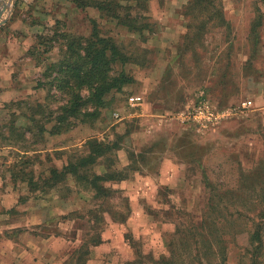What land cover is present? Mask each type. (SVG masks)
Here are the masks:
<instances>
[{
	"label": "rangeland",
	"instance_id": "obj_1",
	"mask_svg": "<svg viewBox=\"0 0 264 264\" xmlns=\"http://www.w3.org/2000/svg\"><path fill=\"white\" fill-rule=\"evenodd\" d=\"M46 1L0 0V42L27 33V26L14 24L36 19L32 13L44 10ZM145 1V11L137 6L129 12L148 17L136 23L148 25L142 36L94 8H73L65 20L41 28L23 58L12 62V80L23 96L0 108V176L13 183L19 205L37 214L40 224L33 232L59 236L60 247L38 250L49 264H264V119L230 117L211 135L190 127L185 134L176 91L184 86L194 99L206 82L222 80V104L211 98L219 107L264 104V0H220L227 25L205 26V34L191 38L172 60L160 59L154 49L164 47L163 54L171 55L166 40L177 48L187 31L194 36L203 12L187 10L193 0ZM125 3L135 6L120 0ZM93 31L118 52L113 64L101 66L102 83L109 86L98 105L85 104L78 118L60 125L65 132L51 136L67 98L57 88L47 96L41 86L48 88L53 76L43 74L62 61L68 45H83ZM147 39L154 42L146 46ZM148 78L158 92L148 90ZM81 95H88L86 86ZM134 95L143 98L137 107L128 103ZM27 115L36 121L32 135H23ZM91 140L115 145L89 168L91 174L111 175L98 182L100 191L70 175L53 188L40 185L51 169L60 171L73 155H87ZM167 160L173 165L164 179L173 186H165L159 174ZM102 244L104 252L96 257ZM53 247L60 251L53 254Z\"/></svg>",
	"mask_w": 264,
	"mask_h": 264
},
{
	"label": "trees",
	"instance_id": "obj_2",
	"mask_svg": "<svg viewBox=\"0 0 264 264\" xmlns=\"http://www.w3.org/2000/svg\"><path fill=\"white\" fill-rule=\"evenodd\" d=\"M132 1L134 2V7L130 3H125V6L121 5L120 0H70L77 9L94 8L102 17L114 20L118 26H123L129 32H137L142 36L144 31H149L148 25L136 23L138 21H146L148 17L138 14L132 16L130 13L131 11H136L137 6H141L145 11L146 1ZM187 10L189 12L201 10L203 13L200 17L201 20L197 23L198 31H196L194 36L188 31L184 35L185 41L183 47L189 44L192 40L191 38L204 35L203 29L205 26L210 25V27L215 28L227 25L221 15L223 9L220 0H193L188 4ZM90 23L95 28V22L91 21ZM190 26V24L187 25V28ZM117 54L116 46L111 44L110 40L98 37L97 32L93 31L91 38L85 40L83 45L75 43L68 45L62 61L58 64L48 65L43 75L45 79H49L52 76L53 78L48 82V88L45 84L41 88L47 90V96H50L53 88H57L67 98L66 103L59 108L61 115L55 119V125L49 131L51 136L60 135L65 132L67 129H63L60 125L70 117L78 118L79 109L82 106L85 104L98 105L101 102V97L106 92L107 86H109L107 82L105 84L102 83L103 74L101 73V66L109 63L113 64L117 60ZM120 79L125 81V83L130 82L128 79V81L125 80L126 78L123 75ZM84 86L88 89L86 97L81 95ZM84 115L92 116L94 115V111L91 113L85 112ZM26 118L27 126L23 128V135L25 133L32 135V129L36 121L29 115ZM40 130L42 131L43 129ZM87 147V155H73L60 171L51 169L49 177L46 180H42L40 185L53 188L58 182L70 175L77 184L79 182L88 183V181H91L88 186L95 191H100L101 188L98 186V182L111 180V175L98 176L91 174L89 168L95 165L96 161L106 155L108 151L115 148V145L104 147L98 141L91 140L87 143ZM10 174L12 175L11 171ZM118 180H122V178ZM35 183L38 185V182Z\"/></svg>",
	"mask_w": 264,
	"mask_h": 264
},
{
	"label": "crops",
	"instance_id": "obj_3",
	"mask_svg": "<svg viewBox=\"0 0 264 264\" xmlns=\"http://www.w3.org/2000/svg\"><path fill=\"white\" fill-rule=\"evenodd\" d=\"M46 2L47 5L44 10L32 13L33 16H38L36 19L33 20L31 18V22L17 20L14 24L13 28L15 29H23V26H27V33L20 35L17 40L15 38L9 39V37L6 42H0V108L6 103L19 100L23 96V91L19 89V87H17L12 80V62L23 58L29 47L35 43L36 36L40 34L41 28L51 27L56 20H65L67 18V13L74 10L73 8H76L75 6L72 7L73 5H71L67 0H47ZM28 31L34 35H27ZM172 40H166V42L168 41L167 48L168 50H171V55L168 57L163 54L166 50L164 47L161 49H154L155 52H160V59L167 58L172 60L173 57H179L180 54H183L182 50L185 47H183V43L185 41L184 35L180 37L177 48L170 46V44L172 45L175 42ZM153 42V40L147 39L146 46ZM149 48L152 47L150 46ZM171 60L167 62L166 66L171 67ZM145 82L148 86H151L148 90L158 92L159 88L151 78L146 79ZM208 82H206V87H200L194 93L195 97L202 96L208 99L216 108L223 109L219 107V104H222L221 102H223L221 100L223 98L222 93L224 91L223 86L221 85L223 81L215 80L210 83ZM178 88V90H175L180 91L179 98L181 101L177 104V106H180L179 110L181 111L188 103L192 102L193 97L192 93L189 95L186 93V87L180 86ZM34 91H36V89H34ZM211 98L219 104L217 102H213ZM251 103V109L244 111L239 115L232 116L230 119H264V104L259 106V103H255L254 100L251 101ZM156 114H159L160 117H162L161 112ZM224 124L225 123H221L218 127L210 129L206 133H202V135H211L218 131ZM179 125L183 128L185 134L189 132V127L192 128L191 126H184L180 123ZM186 163L188 162L185 161L184 164ZM169 164H171V162L168 160L162 164L161 171L159 173L162 178L161 182L165 184V186H173V184H168V182H174L172 179H169L166 183L164 179L166 177L165 170L168 169ZM142 182H145L148 185L152 184V181L149 178L143 179ZM36 215L37 214L35 212L30 210V206L24 207V205H19L13 183L10 185L7 178L0 176V264H49L48 260L46 261L43 256H40L45 254L39 255L38 250L40 251L42 246H45L48 249L49 245L54 243L58 244L60 247L62 242L59 239V236L48 235L49 237H42L38 233L39 230L33 232L34 229L32 227L40 224V222L36 221ZM104 247L105 244H102L97 248L96 257L104 252V249H102ZM57 248L53 247V254L60 251L57 250ZM49 252L51 253V251ZM25 253L30 256L29 259L24 258ZM95 263H99V261L97 259L93 260L92 264Z\"/></svg>",
	"mask_w": 264,
	"mask_h": 264
},
{
	"label": "built area",
	"instance_id": "obj_4",
	"mask_svg": "<svg viewBox=\"0 0 264 264\" xmlns=\"http://www.w3.org/2000/svg\"><path fill=\"white\" fill-rule=\"evenodd\" d=\"M131 107L143 103L141 96H131L128 99ZM252 106L251 101H242L235 108L218 109L208 99L197 96L178 114L177 120L184 126H191L197 131L210 130L218 127L224 120L243 113Z\"/></svg>",
	"mask_w": 264,
	"mask_h": 264
},
{
	"label": "water",
	"instance_id": "obj_5",
	"mask_svg": "<svg viewBox=\"0 0 264 264\" xmlns=\"http://www.w3.org/2000/svg\"><path fill=\"white\" fill-rule=\"evenodd\" d=\"M2 12H3V10H2V11L0 10V18H1V14H2Z\"/></svg>",
	"mask_w": 264,
	"mask_h": 264
}]
</instances>
